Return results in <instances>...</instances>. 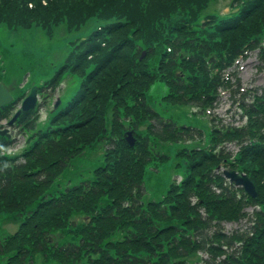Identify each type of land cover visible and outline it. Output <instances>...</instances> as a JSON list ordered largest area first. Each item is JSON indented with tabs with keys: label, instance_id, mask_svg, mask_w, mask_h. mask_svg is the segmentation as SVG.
<instances>
[{
	"label": "trees",
	"instance_id": "1",
	"mask_svg": "<svg viewBox=\"0 0 264 264\" xmlns=\"http://www.w3.org/2000/svg\"><path fill=\"white\" fill-rule=\"evenodd\" d=\"M218 1L0 0V25L10 31L36 27L51 35L58 27L72 33L94 25L39 88L54 91L66 70L79 78L76 95L52 117V126L28 137L19 155H0V215L18 218L17 230L0 241V254H11L8 264L34 253L59 264H83L77 262L85 256V264H197L200 252L208 254L204 264H264V91L240 96L243 128L211 123L207 146L178 152L186 158L185 176L161 200H139L152 159L149 136L166 143L202 137L163 122L145 101L150 85H166V103L205 113L231 78L238 85L232 95L240 93L237 73L224 76L239 58L258 51L264 66V0H231L228 14H205ZM24 96L2 107L0 120ZM37 119L32 110L14 127L33 130ZM126 131L136 139L133 147L123 139ZM100 141L106 143L104 164L91 181L43 196L71 160ZM12 142L0 137V153ZM225 142L237 143L239 151L231 156L218 149ZM219 166L246 174L256 197L225 186ZM244 218L250 225L243 232L221 231V223ZM57 232L74 243L54 244Z\"/></svg>",
	"mask_w": 264,
	"mask_h": 264
},
{
	"label": "rangeland",
	"instance_id": "2",
	"mask_svg": "<svg viewBox=\"0 0 264 264\" xmlns=\"http://www.w3.org/2000/svg\"><path fill=\"white\" fill-rule=\"evenodd\" d=\"M231 0H220L213 3L206 10L205 14L219 15L228 12ZM219 13V14H218ZM220 16V15H219ZM94 25L88 23L77 32L65 33L63 27L54 29L51 35L36 27L28 30L17 29L10 31L0 25V83L3 84L13 97H17L23 91H30L32 88L40 87L45 82L50 81L54 75L64 66L66 59L74 51V44L85 40L93 30ZM258 66L256 55H251L247 60L241 61L237 72L241 85L244 88L251 86L264 87V66L256 71ZM262 66V65H261ZM59 87L55 91L43 90L47 97L37 96L40 102L38 109V121L33 130L22 135L14 132L18 151L24 145V138L44 131L52 126L50 121L65 105L76 95L79 89V78L77 74L64 71ZM168 89L162 82H155L150 85L145 93L147 105L157 113L163 122L170 121L176 126L189 127L199 130L202 139H192L190 141L163 142L155 135H150V146L152 149V159L145 165L143 174L144 191L139 200L142 204L148 201H159L167 192L170 184L179 182L185 176L186 158L178 154L181 150H191L193 148L205 147L208 145V134L210 131V121L204 114H200L190 105L172 106L163 100ZM42 94V93H41ZM59 99L60 103L56 110L53 104ZM220 118L226 122L237 121V108L228 100L227 96L222 98L220 107L216 110ZM109 124V116L106 117V127ZM54 125V124H53ZM155 130L156 127L154 128ZM16 150V151H15ZM105 142H97L94 147L86 149L79 157L71 160L63 171L45 189L43 196L51 197L58 195L66 188L75 186L84 181H91L94 177V170L104 164ZM19 150L17 153H19ZM166 156L167 159L160 161L159 156ZM17 217L9 214L0 215V241L7 235L12 234L18 227ZM12 220V221H11ZM245 223L224 227V231L231 233L236 229H243ZM119 238L116 234L113 239ZM52 241L57 245L74 243L70 236L57 232L53 234ZM11 254H0V264H8ZM95 258V255H91ZM202 259H208L207 254L201 253ZM87 257L77 263L85 264ZM19 264H59L54 260L46 259L41 253L31 254L24 258ZM75 264V262H72ZM198 264H204L198 262Z\"/></svg>",
	"mask_w": 264,
	"mask_h": 264
},
{
	"label": "water",
	"instance_id": "3",
	"mask_svg": "<svg viewBox=\"0 0 264 264\" xmlns=\"http://www.w3.org/2000/svg\"><path fill=\"white\" fill-rule=\"evenodd\" d=\"M11 100H12V97L9 91L6 90V88L3 85L0 84V107L10 103ZM35 102H36V89L33 88L30 94L22 102L20 109L15 113L13 118L8 122V125H12L13 122L17 119V117L21 113L32 110L35 106ZM54 108L56 109L57 105H55ZM0 134L4 135L5 132H2ZM124 137L127 143L129 144V146H133L134 139L132 137V134L130 132L125 133ZM223 175L225 178L229 179V181L233 183L235 186L242 187L244 192L247 195L251 197H255L254 186L246 175L237 174L236 172H228V171H224Z\"/></svg>",
	"mask_w": 264,
	"mask_h": 264
}]
</instances>
